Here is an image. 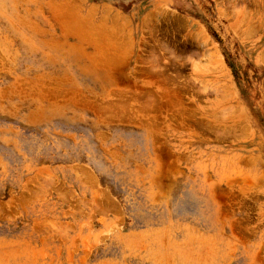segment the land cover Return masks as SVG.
Returning a JSON list of instances; mask_svg holds the SVG:
<instances>
[{"label":"rangeland","instance_id":"1","mask_svg":"<svg viewBox=\"0 0 264 264\" xmlns=\"http://www.w3.org/2000/svg\"><path fill=\"white\" fill-rule=\"evenodd\" d=\"M0 264H264V0H0Z\"/></svg>","mask_w":264,"mask_h":264}]
</instances>
